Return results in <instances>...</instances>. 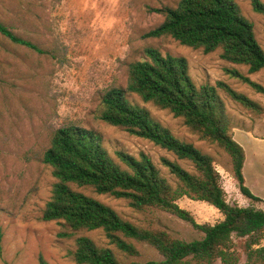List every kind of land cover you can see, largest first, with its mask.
I'll return each instance as SVG.
<instances>
[{
  "label": "rangeland",
  "instance_id": "obj_1",
  "mask_svg": "<svg viewBox=\"0 0 264 264\" xmlns=\"http://www.w3.org/2000/svg\"><path fill=\"white\" fill-rule=\"evenodd\" d=\"M178 1L0 0V20L42 51L11 44L0 36V264H40V258L48 264H77L70 252L75 250L74 238L78 235L112 248L122 264L162 259L145 242L127 239L139 251L135 256L128 255L109 243L101 230L60 237L63 227L59 222L41 220L55 181L51 168L41 161L42 154L49 146L53 130L61 126L72 124L94 129L116 160V151L133 156L148 155L171 183L175 177L162 164V158L194 170L191 161L178 159L153 142L98 118L103 92L109 87L126 86L127 64L145 59L148 47L162 54L183 56L194 83L215 88L231 118L233 139L246 148L245 185L264 199V157L260 158L264 142L257 144L239 129L249 127L256 116L218 84L225 83L264 107L263 94L229 73V70H238L264 86V69L249 74L246 65L221 59L220 50L204 53L181 45L169 36H149L148 32L164 19L158 9L174 7ZM234 1L243 16L252 22L255 37L264 50V15L254 12L249 0ZM129 99L147 108L174 136L213 158L229 203L264 209V201H253L240 193L229 156L217 144L200 139L184 124L182 117H175L151 102H143L135 94ZM253 144L258 148L254 155ZM79 190L136 225L161 229L185 241L202 237L189 223L168 212L155 208L137 211L125 199L98 194L88 187ZM177 204L189 211L198 223L214 224L223 219L218 209L202 200L184 196ZM260 246H264V238Z\"/></svg>",
  "mask_w": 264,
  "mask_h": 264
},
{
  "label": "trees",
  "instance_id": "obj_2",
  "mask_svg": "<svg viewBox=\"0 0 264 264\" xmlns=\"http://www.w3.org/2000/svg\"><path fill=\"white\" fill-rule=\"evenodd\" d=\"M254 12L264 15V2L249 0ZM163 21L148 32L151 37L169 36L181 45L204 53L220 50V58L246 65L248 73L264 69V50L258 43L253 24L234 0H179L174 7L158 9ZM0 36L14 45L42 52L29 39L15 33L0 20ZM145 59L127 64L126 86H113L100 97L98 118L129 134L145 138L172 152L178 159L192 162L194 170L177 161L162 158V164L175 177L171 183L152 159L140 153L133 156L116 151V160L104 147L100 134L91 128L65 125L53 130L41 161L55 178L41 220L57 221L60 237L79 231H103L109 243L128 255L138 249L127 239L152 246L160 260H132L128 264H264V209L229 203L213 158L192 143L180 140L155 119L150 111L132 103L131 94L143 102L166 109L200 139L217 144L229 156L232 176L241 194L253 201H264L245 185L243 147L233 139L232 121L223 101L210 85L197 86L183 56L162 54L148 47ZM229 73L264 95V86L238 70ZM225 92L255 116H264V107L247 95L218 82ZM92 188L98 194L125 199L137 211L159 209L189 223L202 237L190 241L172 237L168 232L142 227L124 219L117 211L79 188ZM202 200L218 209L223 219L198 223L181 208L182 197ZM238 240V241H237ZM70 252L77 264H122L112 248L98 245L84 235L74 238ZM242 256L244 261L241 262ZM40 264H48L43 258Z\"/></svg>",
  "mask_w": 264,
  "mask_h": 264
},
{
  "label": "crops",
  "instance_id": "obj_3",
  "mask_svg": "<svg viewBox=\"0 0 264 264\" xmlns=\"http://www.w3.org/2000/svg\"><path fill=\"white\" fill-rule=\"evenodd\" d=\"M242 131H244L245 133H247L249 138H252L257 144H261L262 142H264V116L258 117L256 116V118H254L253 123L249 126V127H244V128H239ZM261 151H260V158L262 159L264 157V146L261 145ZM243 149H244V153H245V159H244V164H243V176L245 179V183L247 181L246 175L244 173V166L247 163V152H246V148L244 147V145H242ZM254 148V149H253ZM253 148L251 149L253 155L254 152L257 153L258 152V148L253 144ZM250 191L253 193V190L249 187ZM256 195V194H255ZM263 199V198H261ZM264 200V199H263Z\"/></svg>",
  "mask_w": 264,
  "mask_h": 264
}]
</instances>
